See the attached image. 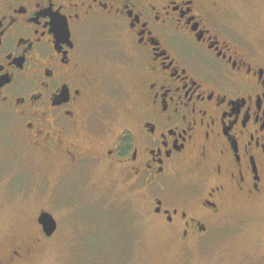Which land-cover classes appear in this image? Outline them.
<instances>
[{
	"label": "flooded vegetation",
	"instance_id": "1",
	"mask_svg": "<svg viewBox=\"0 0 264 264\" xmlns=\"http://www.w3.org/2000/svg\"><path fill=\"white\" fill-rule=\"evenodd\" d=\"M235 19L219 0H0L1 144L144 189L179 245L199 239L264 195V40ZM42 211L0 264L54 239Z\"/></svg>",
	"mask_w": 264,
	"mask_h": 264
},
{
	"label": "rangeland",
	"instance_id": "2",
	"mask_svg": "<svg viewBox=\"0 0 264 264\" xmlns=\"http://www.w3.org/2000/svg\"><path fill=\"white\" fill-rule=\"evenodd\" d=\"M219 1L238 30L264 40L263 0ZM41 207L58 232L29 264H264V195L226 207L206 234L181 246L150 213L144 189L104 173L66 178L16 142H0V248L18 227L35 230Z\"/></svg>",
	"mask_w": 264,
	"mask_h": 264
},
{
	"label": "water",
	"instance_id": "3",
	"mask_svg": "<svg viewBox=\"0 0 264 264\" xmlns=\"http://www.w3.org/2000/svg\"><path fill=\"white\" fill-rule=\"evenodd\" d=\"M38 221L40 222L44 231L47 234H51L56 228V219L48 211L40 212ZM95 264H101V263H95Z\"/></svg>",
	"mask_w": 264,
	"mask_h": 264
}]
</instances>
